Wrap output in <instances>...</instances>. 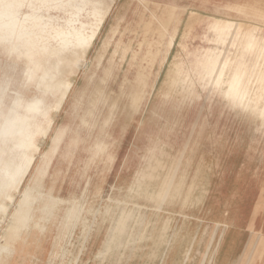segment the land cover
I'll return each instance as SVG.
<instances>
[{"label": "bare ground", "instance_id": "1", "mask_svg": "<svg viewBox=\"0 0 264 264\" xmlns=\"http://www.w3.org/2000/svg\"><path fill=\"white\" fill-rule=\"evenodd\" d=\"M135 2L140 5L134 6ZM214 5L216 11H234L241 18L218 15L209 18L198 10H208ZM108 15L109 27L104 30L99 45L94 46ZM19 19L10 8L0 7V30L7 37L25 40L15 26ZM22 19L31 21L23 24L22 31H35L36 38L42 39L41 63L45 74L52 81L56 79L57 89L65 88V97L70 100L71 112L78 123L77 132L83 139L97 142L93 154H99L95 171L91 173L88 168L83 176L77 173L79 180L74 177L76 182L65 191L59 187L57 195L49 201L50 207L42 211L41 231L46 234L51 223L63 216L59 221L60 233L67 230L66 236H70V226L75 222L82 229L83 241H55L53 259L60 260L57 264H90V260L105 264L115 246L119 249L113 255L112 264H131V257L138 258L136 264H149L159 258V249L167 247L159 264L190 261L194 264L189 211L206 192L205 169L217 164L204 162L205 154L217 149L215 152L225 160L232 156L226 163L230 171L235 167L236 150L243 148L241 137L231 148L225 132H209L213 128L209 120L213 105L210 95L220 92L233 104L239 102L243 108L251 107L264 116V31L260 27L264 24V0H46ZM89 20L95 23L84 28ZM49 25L56 29L53 35L49 33ZM193 41L198 43L191 48ZM92 48L93 56L88 57ZM247 53L253 54L252 62ZM85 57L89 58L87 67L81 69ZM78 75L80 86L74 84L76 81L71 83L69 77L74 76L76 80ZM201 91L206 92L205 103L200 102ZM184 108H190V114L184 113ZM204 108L208 110L202 114ZM154 142L165 152L157 155L158 163L152 154L144 158V148L148 149ZM129 145L141 146L142 159L114 175L117 185L121 181L126 184L125 174L133 173L129 188L120 193L114 182L109 184L107 198L93 208V202L87 199L88 187L97 184L94 197L101 196L104 184L99 185L98 181L104 180L111 168L101 154L114 153ZM85 180L90 183L86 184ZM82 185L84 189L79 194L78 188ZM261 197L264 198V193ZM132 198L153 201L155 210L162 206L163 211L145 214L142 204H132ZM116 205H120L116 209L118 213L113 215ZM246 206L233 205L234 211L215 213L213 228L208 225L205 229L209 236L198 264L218 261L264 264V233L260 231L264 221L261 226L256 221L264 204H256L251 212ZM170 207H175V211L168 210ZM58 212L63 216L59 217ZM83 212L96 219L84 221ZM67 221L71 222L70 226ZM244 224L250 231L249 237L240 254L232 259V240L225 237L231 228ZM21 233L22 226L14 224L0 236L9 240L0 244V264L7 263L6 251ZM101 234L103 241L96 249L97 256L80 261L77 249L85 244L91 249ZM144 243L148 246L146 250ZM178 243L183 246L179 250V263L176 255L169 254ZM220 246L224 254L217 255Z\"/></svg>", "mask_w": 264, "mask_h": 264}, {"label": "rangeland", "instance_id": "2", "mask_svg": "<svg viewBox=\"0 0 264 264\" xmlns=\"http://www.w3.org/2000/svg\"><path fill=\"white\" fill-rule=\"evenodd\" d=\"M44 2L46 0H0V7L10 8L16 16L20 17L15 26L19 35L26 38L25 40L10 38L0 30V236L14 224L22 226L21 237L6 251L8 256L6 264L27 263V256L32 248V243L27 241L37 236H46V232L41 231L43 229L42 211L50 207V199L57 195L59 187L65 191L67 186L75 183L74 177H77L78 181L79 176L85 173L84 170L90 168L91 173L94 172L96 159L99 158V154L96 156L93 154L94 145L97 142L83 139L80 132H77L78 123L71 112L70 100L65 97V88L57 89L56 79H53V82L45 74L41 63L44 51L41 47L42 39L36 38L35 31H22L23 24L28 25L27 22H31L29 20L23 22L22 18L25 14ZM139 5V2L134 3V6ZM198 10L208 14L209 18L217 15L233 19L241 18L234 11L219 9L217 12L215 5L208 10L204 8ZM229 13L232 14L229 15ZM109 19L108 15L103 20L104 26L99 30L94 46L99 45L104 30L109 27L111 22ZM94 20L85 22L83 27L88 28L93 25ZM99 22L100 19L97 20V23ZM260 27L264 31V24H260ZM55 30L54 25H49L50 34L53 35ZM24 32L27 35L22 34ZM190 43L192 44L190 47L193 48L198 41ZM93 52L94 48L91 49L88 57L93 56ZM86 57L81 69L87 67L89 58ZM246 57L251 62L254 60L252 53H247ZM166 68L167 65L160 75L159 85ZM69 77L71 83L76 81L74 83L76 86L81 85L80 75L76 77V80L74 76ZM3 91H5L4 94H2ZM201 93L200 102L205 103L206 92L201 91ZM210 96H212L213 105L209 120L213 122V128L209 132L214 131L216 134L225 132V138L230 141L231 148L234 146L233 143L236 145L241 140L240 137L242 138L243 148L240 151L236 150L238 154L235 156V167H238L242 159L247 162L249 170L263 169L264 116L251 107L243 108L239 102L233 104L220 92L212 93ZM189 109L184 108L183 112L190 114ZM207 110L208 108H204L202 114ZM178 142L181 143V139ZM167 145L171 146L169 143ZM144 149V158L152 154L155 161L157 155L165 154L155 142L150 143L148 149L147 147ZM216 150L212 151L217 155ZM140 151H142L141 146L129 145L114 153L108 151L100 157L106 158L110 162V170L114 167L117 172L119 169H128L132 162L141 160ZM77 173L79 176H75ZM89 183L87 180L86 184ZM107 196L106 191L101 199H106ZM135 203L140 204L136 198H132V204ZM158 211L161 212L158 209H151V213ZM111 214L116 215V212L114 214L113 211ZM7 242L9 240L0 237V244ZM23 246L26 248L23 254H20L18 250ZM117 250L115 252L111 250L105 264H112L113 255ZM52 255L49 264L60 263V260L53 259ZM87 258L93 259V256L86 253L80 261ZM131 258V264H136L138 258ZM158 260L159 258L152 260L149 264H157ZM90 264H94V260H90Z\"/></svg>", "mask_w": 264, "mask_h": 264}, {"label": "crops", "instance_id": "3", "mask_svg": "<svg viewBox=\"0 0 264 264\" xmlns=\"http://www.w3.org/2000/svg\"><path fill=\"white\" fill-rule=\"evenodd\" d=\"M205 155L206 157H205V160H203L204 162L206 161L210 164L212 162H217V164L215 163L211 164L210 167L205 169V172L207 174V177L205 179L206 192L202 194L200 202L191 206L190 207L191 210L189 211V213L192 214L191 215L192 228L190 231V234L192 235L191 237L192 242H191L190 248H191V253H192L191 256L196 258V262L194 264H198V257L205 251V248L207 245V239L209 236V231L205 233V229L208 225L210 226V228H213V226L211 227V225H213L212 221H213L215 213H219V212L224 213L225 211L230 212L231 210L234 211L233 205L235 207L236 206L240 207L241 204L245 206L247 204L248 210L249 212H251L250 210L254 209V206L256 204H260V205L264 204V198L261 197V195L264 193V183H263L264 167L263 169H256L254 171L249 170L247 168V165H248L246 164L247 162L240 158L241 160L238 164V167L230 168L231 170L229 171V169H226V167L228 166V164L226 163L231 160L230 158L231 156H228L227 160H225V157H223V155L221 154L216 155L215 153H207ZM219 156H222L221 159H219ZM224 160L225 162L223 163ZM98 167L99 169H102L103 172L105 171L104 168H102L101 166H98ZM115 174L116 172L113 167L109 172L105 174L104 180L102 179L103 181L102 180L98 181L99 185L102 183L104 184L103 185L104 187L100 190L101 196L94 197L95 192H96L94 190V186L97 184H93L88 187L89 194L87 195L88 196L87 199L91 200L90 202H93L92 204L93 208L96 209L97 207L101 205L102 203L101 197L104 195L106 191L108 193L110 191L109 184L111 185L114 182L117 192L120 191V193L126 192L127 190L125 189L129 188L133 173L129 174V171H128L125 174L127 175L126 178L128 180L126 184H123L121 181V183H118L117 185L114 181ZM82 189H84L83 185L80 188H78L79 194H82L80 192V190L82 191ZM137 202L142 204L143 210H144L143 213L145 214L151 213V209L155 210L156 204H154L153 201L148 202V201L138 200ZM119 206L120 205H116L114 209L116 210ZM159 209L161 210V212L163 211L162 206H160ZM174 209L175 207L168 208V210H172V211H175ZM115 212L117 214L118 210H116ZM58 216L62 217L63 213L58 212ZM63 218L64 216L62 217V219ZM81 219H83L86 222H92L94 219H96V217L95 216L92 217V214H87L83 212L81 215ZM256 219H257L256 221L258 222L257 224L261 226L264 221V206L261 209ZM179 220L182 222L181 219ZM59 221H54L51 223V227L48 229L47 231L48 233L46 234V236L44 237L37 236L35 237L36 239L32 238L31 240L27 241V243L29 242L32 243V248L29 253V256H27L28 261L26 264H34V263L49 264V262L51 261V255L55 250V241L58 239H62V241H66L69 239V241H75V242L76 240L78 241L84 240V238L80 237L82 229L78 225L76 226V222L72 226L71 222L67 221V224H68L67 226L71 225L70 231L72 232V234L70 236H66V233L68 232L67 230L64 231L63 233L59 232V225H60ZM230 230L231 232H228L225 238L228 240H232V243L230 244V246L234 247V253L232 252L230 254L231 255L230 257L234 259L240 254V251L243 249V246L245 245V242L247 241L249 237L250 231L249 229H247L245 224L240 227L234 226ZM235 231H237L236 237L234 234ZM260 231L264 233V228L260 227ZM95 241L96 242L95 244L91 246V249L86 244L85 246H80L76 251L78 252L77 256L81 258L85 256L86 253H88L89 256H93V257L97 256L98 252L96 249L101 246V243L103 241V234H101V236ZM143 247H144L143 249L146 250L148 246L144 243ZM25 248L26 247L23 246L21 249L18 250L20 254H23V251L25 250ZM68 248L69 247L66 248L67 252L69 251ZM166 248H161L158 250L159 258L164 256ZM182 248H183L182 244L178 243L174 247L173 251L169 253L171 257L175 255L177 256L176 262H178L179 258L181 257L180 252ZM115 250H117V248H115L114 246V252ZM220 254L221 255L224 254L221 246L219 248V252L217 253V255H220ZM44 258H46V260ZM158 262L159 260L157 261V264H159ZM188 264H193V263L190 261ZM216 264H222V261H218Z\"/></svg>", "mask_w": 264, "mask_h": 264}]
</instances>
